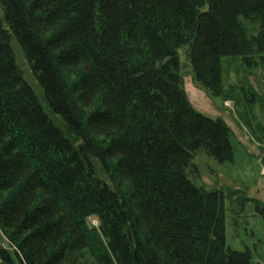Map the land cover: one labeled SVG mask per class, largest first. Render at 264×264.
Listing matches in <instances>:
<instances>
[{
	"label": "trees",
	"instance_id": "trees-1",
	"mask_svg": "<svg viewBox=\"0 0 264 264\" xmlns=\"http://www.w3.org/2000/svg\"><path fill=\"white\" fill-rule=\"evenodd\" d=\"M0 10V229L12 246L0 245V264H253L227 244L231 193L196 183L197 155L234 160L232 131L192 105L179 50L219 93L223 57L251 66L264 53V0H0ZM246 194L233 219L248 202L264 218Z\"/></svg>",
	"mask_w": 264,
	"mask_h": 264
},
{
	"label": "rangeland",
	"instance_id": "rangeland-1",
	"mask_svg": "<svg viewBox=\"0 0 264 264\" xmlns=\"http://www.w3.org/2000/svg\"><path fill=\"white\" fill-rule=\"evenodd\" d=\"M243 23L251 34L258 33L257 25L246 19H243ZM12 45L26 80L45 104L43 92L15 38L12 39ZM186 49L181 48L179 53L184 88L189 99L196 110L211 118L226 121L232 131L234 147V160L223 164L205 154L197 155L195 162L199 172L195 178L196 183L208 190L222 189L231 193V198L225 203L227 244L241 251L249 249L252 263L264 264V218L255 212L253 202L246 204L244 213L236 217V221L230 211L237 205L241 193H247L246 196L264 203V53L256 55L254 61L249 62L251 66H247L241 56L223 57L222 91L214 94L198 85L194 68L187 60ZM78 73L69 80L75 79ZM110 174L113 172L102 176L108 180ZM89 221L92 225L98 224L95 217ZM0 245L12 251L1 229Z\"/></svg>",
	"mask_w": 264,
	"mask_h": 264
}]
</instances>
